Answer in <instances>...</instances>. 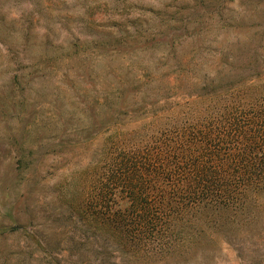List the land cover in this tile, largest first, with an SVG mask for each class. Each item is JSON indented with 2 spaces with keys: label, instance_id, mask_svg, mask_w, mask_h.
I'll use <instances>...</instances> for the list:
<instances>
[{
  "label": "rangeland",
  "instance_id": "374dc122",
  "mask_svg": "<svg viewBox=\"0 0 264 264\" xmlns=\"http://www.w3.org/2000/svg\"><path fill=\"white\" fill-rule=\"evenodd\" d=\"M252 69L264 80V0H0V264H264V199L161 252L85 205L112 123Z\"/></svg>",
  "mask_w": 264,
  "mask_h": 264
},
{
  "label": "trees",
  "instance_id": "16d2710c",
  "mask_svg": "<svg viewBox=\"0 0 264 264\" xmlns=\"http://www.w3.org/2000/svg\"><path fill=\"white\" fill-rule=\"evenodd\" d=\"M260 73L181 82L183 102H157L135 125L112 123L84 172L92 215L130 246L159 252L204 227L245 225L264 199V80L247 84ZM208 96L216 100L198 106Z\"/></svg>",
  "mask_w": 264,
  "mask_h": 264
}]
</instances>
